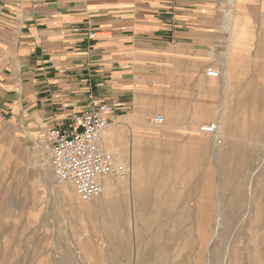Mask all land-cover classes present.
I'll return each instance as SVG.
<instances>
[{
  "label": "rangeland",
  "instance_id": "1",
  "mask_svg": "<svg viewBox=\"0 0 264 264\" xmlns=\"http://www.w3.org/2000/svg\"><path fill=\"white\" fill-rule=\"evenodd\" d=\"M226 4L223 17L245 26L222 28L220 54L211 47L190 58L150 114L111 126L121 124L113 144L127 162L103 143L126 170L109 197L82 200L55 179L48 138L0 125V264H264V11ZM209 123L213 136L199 132Z\"/></svg>",
  "mask_w": 264,
  "mask_h": 264
},
{
  "label": "crops",
  "instance_id": "2",
  "mask_svg": "<svg viewBox=\"0 0 264 264\" xmlns=\"http://www.w3.org/2000/svg\"><path fill=\"white\" fill-rule=\"evenodd\" d=\"M249 1L264 11V0ZM225 4L0 0V125L30 141L74 131L91 96L113 106L122 124L150 114L157 91L186 76L190 58L211 47L220 54L222 28L245 26L223 17ZM112 127L103 143L119 136L121 124Z\"/></svg>",
  "mask_w": 264,
  "mask_h": 264
},
{
  "label": "built area",
  "instance_id": "3",
  "mask_svg": "<svg viewBox=\"0 0 264 264\" xmlns=\"http://www.w3.org/2000/svg\"><path fill=\"white\" fill-rule=\"evenodd\" d=\"M206 75L211 79L220 77L213 68H207ZM117 120L113 106L91 96L88 110L77 118L76 130L56 128L48 133L55 179L59 183H71L84 201L103 195L105 179L123 177L126 173L125 168L116 164L113 154L103 146L104 132ZM164 121L163 116L157 115L152 123L159 126ZM217 131L215 123L200 128V132L208 136L215 135Z\"/></svg>",
  "mask_w": 264,
  "mask_h": 264
},
{
  "label": "bare ground",
  "instance_id": "4",
  "mask_svg": "<svg viewBox=\"0 0 264 264\" xmlns=\"http://www.w3.org/2000/svg\"><path fill=\"white\" fill-rule=\"evenodd\" d=\"M241 1V0H240ZM242 13V12H241ZM243 14V13H242ZM242 41H241V37H239V38H237V40L235 41V44H234V46H233V48L231 49V57H230V59H229V61H228V69H227V72L226 73H228L227 75H226V80H225V82L228 84L229 82H228V78L230 79V81H231V79H232V76H233V74H234V70H235V68H236V66H237V58H239V55H241V46H242V43H241ZM217 80V79H216ZM207 90V89H206ZM200 91H202V90H200ZM206 92V91H205ZM218 94H219V92H218ZM220 98V97H219ZM226 103V102H225ZM190 107V106H189ZM222 119V118H221ZM194 121V120H193ZM172 122V121H171ZM169 120H168V122H167V124H166V126L165 127H167V125L169 124V123H171ZM196 122V121H195ZM220 123V122H219ZM200 124V123H199ZM222 124V125H221ZM220 124V136H224L225 134H224V127H225V125H224V123H221ZM196 126V125H195ZM169 128V127H168ZM199 132H200V130H199ZM193 133H194V131H193ZM107 138V137H106ZM106 138H104L105 140H106ZM115 139V138H114ZM115 142V141H114ZM221 142V141H220ZM105 144H106V146L108 147V146H112V147H114V149H111L110 147H108L109 149H111L112 151H114V153L116 154V159L120 162V163H125V162H127V159H126V157H127V155H123V154H121L119 151H118V149L120 150L121 148L120 147H118V146H114V144H111V143H107V142H105ZM121 146V145H120ZM153 154V153H152ZM218 155V154H217ZM216 155V156H217ZM135 156L136 155H133L132 154V157H133V159L135 160ZM219 156V155H218ZM134 168V165L132 164V169ZM219 168V167H218ZM133 171V170H132ZM135 174V172L133 171V175ZM137 172H136V174L134 175V178L132 179H130V180H126L125 181V183H124V185H127V186H131L132 185V182H133V180L137 177ZM66 185H62V186H60L61 188H63L62 189V192L65 194V193H67L68 192V188H66L65 187ZM73 186V185H72ZM116 186H117V184L115 183V181L113 180V178H107V179H105L104 180V193H103V195L102 196H110L111 194H113V193H115L116 191ZM119 186H120V184H119ZM121 186H123V185H121ZM83 220V219H82ZM84 222V221H83Z\"/></svg>",
  "mask_w": 264,
  "mask_h": 264
}]
</instances>
